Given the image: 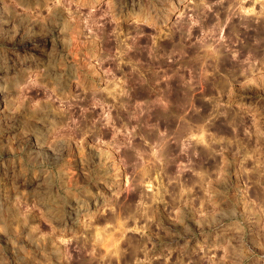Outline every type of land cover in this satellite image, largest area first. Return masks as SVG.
<instances>
[{"label": "clouds", "instance_id": "1", "mask_svg": "<svg viewBox=\"0 0 264 264\" xmlns=\"http://www.w3.org/2000/svg\"><path fill=\"white\" fill-rule=\"evenodd\" d=\"M0 264H264V0H0Z\"/></svg>", "mask_w": 264, "mask_h": 264}]
</instances>
